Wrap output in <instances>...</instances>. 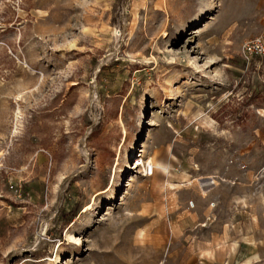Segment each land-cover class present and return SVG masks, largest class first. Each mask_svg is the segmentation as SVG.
I'll use <instances>...</instances> for the list:
<instances>
[{
    "label": "rangeland",
    "instance_id": "rangeland-1",
    "mask_svg": "<svg viewBox=\"0 0 264 264\" xmlns=\"http://www.w3.org/2000/svg\"><path fill=\"white\" fill-rule=\"evenodd\" d=\"M0 264H264V0H0Z\"/></svg>",
    "mask_w": 264,
    "mask_h": 264
},
{
    "label": "bare ground",
    "instance_id": "bare-ground-1",
    "mask_svg": "<svg viewBox=\"0 0 264 264\" xmlns=\"http://www.w3.org/2000/svg\"><path fill=\"white\" fill-rule=\"evenodd\" d=\"M144 147V146H143ZM146 166V165H145ZM148 167H150V170L153 171L154 170V162L151 161L149 164H148ZM146 171L148 172V169H146Z\"/></svg>",
    "mask_w": 264,
    "mask_h": 264
},
{
    "label": "built area",
    "instance_id": "built-area-1",
    "mask_svg": "<svg viewBox=\"0 0 264 264\" xmlns=\"http://www.w3.org/2000/svg\"><path fill=\"white\" fill-rule=\"evenodd\" d=\"M258 48V47H257ZM251 50V49H250Z\"/></svg>",
    "mask_w": 264,
    "mask_h": 264
}]
</instances>
